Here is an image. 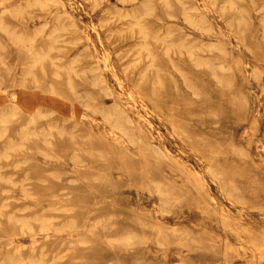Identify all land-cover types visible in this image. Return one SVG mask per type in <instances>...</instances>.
I'll list each match as a JSON object with an SVG mask.
<instances>
[{"label":"rangeland","instance_id":"rangeland-1","mask_svg":"<svg viewBox=\"0 0 264 264\" xmlns=\"http://www.w3.org/2000/svg\"><path fill=\"white\" fill-rule=\"evenodd\" d=\"M0 264H264V0H0Z\"/></svg>","mask_w":264,"mask_h":264},{"label":"bare ground","instance_id":"bare-ground-1","mask_svg":"<svg viewBox=\"0 0 264 264\" xmlns=\"http://www.w3.org/2000/svg\"><path fill=\"white\" fill-rule=\"evenodd\" d=\"M111 133V132H110Z\"/></svg>","mask_w":264,"mask_h":264}]
</instances>
